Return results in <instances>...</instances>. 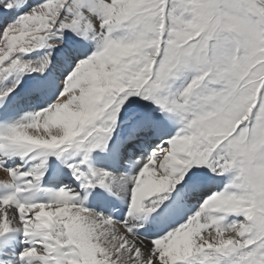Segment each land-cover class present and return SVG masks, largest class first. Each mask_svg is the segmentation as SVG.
Returning <instances> with one entry per match:
<instances>
[{
    "label": "snow or ice",
    "instance_id": "1",
    "mask_svg": "<svg viewBox=\"0 0 264 264\" xmlns=\"http://www.w3.org/2000/svg\"><path fill=\"white\" fill-rule=\"evenodd\" d=\"M24 2L0 0V12ZM67 4L46 0L3 31L0 80L13 73L51 74V52L39 62L17 55L45 46L63 47L60 63L67 67L58 83L53 79L62 88L51 105L0 130V170L10 177L2 184L13 188L0 197L6 206L0 237L22 230L29 240L38 238L19 252L21 260L38 264H264V0H90L75 15L62 17ZM66 29L92 34L100 47L77 52L65 45ZM186 69L196 73L191 81L163 94ZM47 79L41 76L33 88L47 87ZM19 83L0 90V103L12 99ZM132 96L155 101L161 111L178 115L182 126L152 150L135 178L130 218L156 211L177 184H202L206 177L193 165L220 175L231 171L230 183L151 243L133 234L129 220L76 203L67 187L47 202L18 198L43 176L49 155L74 148L84 153L85 163L94 149L107 147ZM136 119L142 130L154 125L150 113ZM34 150L43 159L30 170L5 166L6 156ZM94 175L104 185L111 174L99 169ZM230 214L244 219L228 221Z\"/></svg>",
    "mask_w": 264,
    "mask_h": 264
},
{
    "label": "bare ground",
    "instance_id": "2",
    "mask_svg": "<svg viewBox=\"0 0 264 264\" xmlns=\"http://www.w3.org/2000/svg\"><path fill=\"white\" fill-rule=\"evenodd\" d=\"M45 2L46 0H32L28 6L35 7L38 6L37 4L40 5V3L43 4ZM23 10V6L21 7L20 5H17L8 12L7 10L0 12V46L3 45L4 28L10 24L9 22L12 23L15 21L17 17L21 15ZM5 23L8 24L5 25ZM51 39L56 40L58 37L54 36ZM63 40L65 41L66 46L73 45L77 52L84 54H90L100 47V42L93 39L91 36L82 38L78 37L75 33H72L67 35V38H63ZM63 51V47H60V51H57L56 49H50L45 46L28 53L17 54L21 55L25 60L39 62L43 60L48 52H51L56 59L54 60L53 65L50 66L51 74H49V71H45L44 73H13L7 76L6 80H0V90H4L12 83H15L16 80H19L20 82L18 88L15 90V94H9L12 96V99L9 101L5 98L3 102L0 103V109L7 108L5 113L4 110L0 113V130L17 122H24L28 114L40 111L54 102L56 96L60 94L62 86L61 88L54 87L53 79L58 83L60 78L59 74L64 72V69L67 67L66 64L60 63L63 58ZM37 57H39V59H36ZM190 74L192 75V73ZM190 74L185 72L182 78H178L179 80L177 79L172 85L173 87L170 91L174 93L181 90L193 78V75L189 78ZM41 76L48 77L47 81H45L48 86L37 91L33 88V85ZM20 90L26 91L25 97L38 95V98L35 102H31V105H29V103L27 105L20 104L21 101L18 100L20 97ZM19 110L20 112H18ZM151 115L154 117V125L150 130H142L137 123V119L131 118V123L128 121L125 122L129 126L128 130H122V125L117 127V129H114L113 133L115 135L112 136L107 147L104 148V150L101 149L103 151L102 155L100 153H95L92 160H89L88 158L85 163H82L84 166H81V163H77L76 166L82 172L86 173L88 178L93 180L94 186H88L85 177L80 176L78 172H75L77 175L68 173L71 168L69 165L71 163L72 165H75L76 161L73 159L75 153L80 154L81 158L84 157L82 151L72 148L62 152L60 155H49L47 157V163L44 169H42L44 173L43 176L39 181H34L35 187L27 188L26 191L18 193V198L22 202H47L55 198L56 193L61 187H67L76 195V203L81 204L90 210H94L95 212L110 216L116 221L129 220L130 224L136 227L133 234L142 238L146 243L153 242L157 237L163 236L170 229L186 222L202 205V200L205 198L203 196H207L208 194L211 196L213 193L220 191L219 188L225 184L224 182L219 181L217 173H214L211 170V174H208V172L207 174L203 173L206 177L204 181H206L208 177H213V179L208 181V183L200 184L195 189L191 186L177 184L175 186L176 191H174L167 200L163 201V203L160 204V207L152 213H139L132 218L128 216L131 208V190L134 187L135 178L138 176L143 164L152 153V148L147 147L150 146L153 141L156 142L157 140L159 141V145H161L167 141L170 136H174L182 126L180 123V117L175 113H171V120H168L169 118L160 111ZM29 131L31 134L39 133V130ZM145 133L146 136L142 137L141 135ZM162 135H164V137H161ZM135 138L140 140V143H138L136 139L131 144L133 148L137 149V147H139L137 150V156L139 157L138 160H132V155L126 153L127 149L123 152L119 149V145H123L125 140L126 142H129V140ZM0 155L3 156L4 154L0 153ZM20 157L23 158L24 156H6L5 158L7 159L5 166L8 168H15V166L22 165L18 160L16 161V159ZM105 158H114V163L117 167L121 161H117L116 158H122L124 166L121 169L112 168ZM41 159H43V157L40 156L39 150H34L29 153L28 158L22 165L21 171L30 170L36 164L40 163ZM14 161H16V165L13 164ZM106 167H111L112 169ZM99 169L107 170L111 174L104 185L95 183L99 180V176L94 175V173ZM229 176L233 178L234 173L231 172ZM9 179L10 177L8 174L3 170H0V187L8 188V185L2 183ZM25 179L34 178L28 177ZM18 183L23 184V180L18 181ZM213 183H215L217 189H215V185L212 188L209 187ZM196 192L199 196H196ZM193 199L196 200L193 201ZM197 199H199V201ZM4 207L6 206H0V213H2ZM118 207H121V211L115 216L113 211ZM8 210L9 215H11L12 208L10 206H8ZM237 218L244 219L241 214H239ZM212 234H214V230ZM36 239L38 238H31V240H29L25 237L22 230L11 231L4 234V236L0 237V260L7 262V264H21L18 259L19 252L25 247L30 246L31 242ZM204 239H208V235H204ZM5 256L6 258L3 259ZM23 261V264H32L27 259Z\"/></svg>",
    "mask_w": 264,
    "mask_h": 264
},
{
    "label": "rangeland",
    "instance_id": "3",
    "mask_svg": "<svg viewBox=\"0 0 264 264\" xmlns=\"http://www.w3.org/2000/svg\"><path fill=\"white\" fill-rule=\"evenodd\" d=\"M32 0H25V2L23 3V7H24V10H23V12H25V11H29L31 8H33V7H30V6H28V4L31 2ZM89 2H90V0H68V4L65 6V8L62 10V12H61V16L62 17H71V16H73V15H75V13H76V10H77V8L79 7V6H83V5H87V4H89ZM41 4V3H40ZM37 5H39V4H37ZM22 7V6H21ZM29 7V8H28ZM36 7V6H35ZM21 9V8H20ZM5 10H7V12L9 11L8 9H5ZM97 15H99L98 13H97ZM94 18V17H93ZM95 19V18H94ZM13 20V19H12ZM11 20V21H12ZM9 23H11V22H9ZM8 23H5V25H7ZM84 29H83V27L81 28V31H83ZM72 33H75L76 35H78V37H82V38H87L88 36H91L92 37V34H89L88 36H81V35H79L77 32H75V31H72V30H68V29H66L65 31H64V36H63V38H67V35H69V34H72ZM54 36H52V38H53ZM56 37V36H55ZM95 40H97L98 42H100L98 39H95ZM36 59H39V57H37ZM188 73V74H190V73H192V75H193V77L195 76V71L193 70V69H186L181 75H180V77H178L179 79L180 78H182V76L184 75V73ZM191 74H190V76H189V78H191V76H192ZM178 78H175L174 80H172V81H170L169 82V85H170V87L168 88V89H165L164 90V93L163 94H168V92L170 91V89H172V85L177 81V79ZM178 79V80H179ZM21 96H20V98H21V101L25 104V102H31L33 99H35V97H37V96H33V97H30V98H28L27 100H25V97H24V93H21L20 94ZM130 99L133 101V103L129 106L127 103L125 104V106H124V108L126 109V110H123L122 109V113H121V116H122V119H118V121H117V124H116V126H115V128L114 129H117V127H119L120 125H122L121 126V129L122 130H124V131H126V130H128V128H129V126H128V124L127 123H125L126 121H128L129 123H131V118H132V116H134L135 118L137 117V116H139V115H143V114H145V113H150V114H153V113H157L158 111H160V112H162L165 116H167L169 119L168 120H171V113H169V112H166V111H161L160 110V106L159 105H157L156 103H155V101H152V100H147V99H144L143 97H141V96H132V97H130ZM156 111V112H155ZM18 112H20V110L18 111ZM26 120V119H25ZM24 120V121H25ZM125 123V124H124ZM124 124V125H123ZM113 135H115L114 133H112ZM112 136V135H111ZM171 137V136H170ZM129 149V148H128ZM74 157H76V158H74ZM74 157H73V159H74V161H76L75 162V165H77V162L80 160V158H81V156H80V154H77V153H75V155H74ZM69 167H71L70 168V170L68 171V173L69 174H75V175H77L75 172H76V170L72 167V163L69 165ZM193 167H196V168H199L200 170H201V172H202V174L203 173H205V174H207V172H208V174H211L210 173V170L211 169H209L206 165H193ZM231 171H229V172H225V173H223L221 176H218L219 178H220V181H222L223 180V177H224V181H222V182H224L225 184L222 186V187H220L219 189H220V191L221 190H223L224 188H225V186L226 185H228L230 182H229V178H227V177H225V176H227V175H229V173H230ZM213 179V177L210 179V180H212ZM222 179V180H221ZM227 181V182H226ZM216 183V182H215ZM215 183H213L211 186H209L210 188H212L214 185H215ZM91 187V186H90ZM215 187V189H216V185L214 186ZM208 196H210L209 194L207 195V196H203V197H208ZM239 214H235L234 216H233V214H230L229 216H231L232 218H233V220H237L238 218H237V216H238ZM243 220V219H242ZM230 235V234H229ZM205 236H207V235H205ZM161 237V236H160ZM33 262H35V261H31V263L33 264ZM37 264H38V262H37Z\"/></svg>",
    "mask_w": 264,
    "mask_h": 264
}]
</instances>
